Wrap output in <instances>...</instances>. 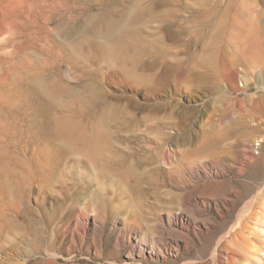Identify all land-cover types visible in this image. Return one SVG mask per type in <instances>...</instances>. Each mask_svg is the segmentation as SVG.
Masks as SVG:
<instances>
[{
  "label": "rangeland",
  "instance_id": "rangeland-1",
  "mask_svg": "<svg viewBox=\"0 0 264 264\" xmlns=\"http://www.w3.org/2000/svg\"><path fill=\"white\" fill-rule=\"evenodd\" d=\"M58 130L83 137L47 149ZM40 184L68 190L64 222L101 215L52 263L20 238L53 212ZM262 203L264 0H0V264H129L124 223L187 244L145 264H225L235 233L264 249Z\"/></svg>",
  "mask_w": 264,
  "mask_h": 264
},
{
  "label": "bare ground",
  "instance_id": "bare-ground-1",
  "mask_svg": "<svg viewBox=\"0 0 264 264\" xmlns=\"http://www.w3.org/2000/svg\"><path fill=\"white\" fill-rule=\"evenodd\" d=\"M242 55L243 57L248 56L247 53H243ZM43 88L46 89L45 86H43ZM58 94L59 93L54 92L55 96H58ZM82 137L83 136L81 134L75 131L58 130L51 134H46L42 139V143H44L47 149L50 147V150H52L56 147L58 141H65L66 145H72L80 141ZM93 138H95V143L89 148L92 154L96 157L103 150L104 136H102V133H96L89 139ZM52 160L53 159H49L47 156L44 157V162H51ZM31 192L32 188L27 186L26 190L20 195V199L18 198L19 207H17L19 208V215H22L20 209L26 207V201H30ZM50 193H52V195H50ZM68 195L69 193L66 188L52 190L48 189V187L44 184H40V187L37 190L39 204L42 206L45 203H50L53 206V212H42L38 215V220H33V228L25 230V232L20 235V238H23L24 241L27 239L34 241L33 246H35L34 248H36L39 253L45 254L48 257L50 256L49 258L47 257L46 260L43 256L41 262L45 263L50 261L52 263L58 259L59 254L58 252L56 253V251L60 248L59 233H61L64 229L69 231L68 233L71 234L73 240L85 237L88 234V228L92 222L91 216L94 218L93 222H96L97 218L101 216L100 211H97V209L91 210L89 213L82 210L77 211V215L71 221L64 222L65 216L76 207L74 205L75 203H67ZM262 204L264 206V203ZM254 215L255 217L253 216L252 218L257 220V223L254 226L258 230H254V232L248 231L247 234L249 236H264V209L262 211V215L259 214V216H256V213ZM173 222L178 227L184 228L189 221L183 215H176ZM46 227H50V230ZM40 230L48 233L51 231L53 237L52 247H47L43 242V238L39 241L41 238L39 232ZM118 231L119 235L117 236L115 248L118 250L122 248L127 251V256L130 259L129 264H145V260H147L146 258H150V260H162L163 262L167 259L169 254H174L173 250H177L178 252L181 247H186L187 245L183 244V246L181 243L182 241L180 242L179 240L161 243L156 239H151L148 235H146V233L140 234L138 228L130 225L129 223H124ZM244 234H246L245 231ZM244 234L235 233L232 236L230 249L228 252H222L220 254V263L261 264V261L264 259V249L257 248ZM117 263L118 262H116V264Z\"/></svg>",
  "mask_w": 264,
  "mask_h": 264
}]
</instances>
